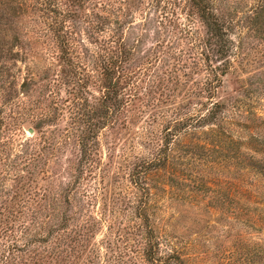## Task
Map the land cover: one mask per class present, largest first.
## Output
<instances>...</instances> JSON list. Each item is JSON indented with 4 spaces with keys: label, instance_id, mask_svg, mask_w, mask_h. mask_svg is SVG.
I'll list each match as a JSON object with an SVG mask.
<instances>
[{
    "label": "rangeland",
    "instance_id": "obj_1",
    "mask_svg": "<svg viewBox=\"0 0 264 264\" xmlns=\"http://www.w3.org/2000/svg\"><path fill=\"white\" fill-rule=\"evenodd\" d=\"M203 1L229 40L214 91L192 0H0V264H131L143 208L185 264H264V0Z\"/></svg>",
    "mask_w": 264,
    "mask_h": 264
},
{
    "label": "trees",
    "instance_id": "obj_2",
    "mask_svg": "<svg viewBox=\"0 0 264 264\" xmlns=\"http://www.w3.org/2000/svg\"><path fill=\"white\" fill-rule=\"evenodd\" d=\"M192 5L195 7L197 14L199 15V18L205 28V39L203 41L204 44V54L205 59L209 60V54L213 56L216 61H220L223 63L222 68L212 67L210 68V74L213 77V84H216L211 91H214L218 89L219 86L222 85L221 78L225 76L227 72V58H228V52H229V40L227 37V31L224 28L223 22H221L216 15L207 8V6L204 5L203 0H192ZM127 57L125 55L124 50L121 52V55L117 61L112 60L108 62L109 64H105L103 68V75L105 77V80L107 81L105 84V91H104V98L102 99V116H95V113L92 112L91 115H89V120L86 121V129L83 130L79 136V147L82 153L81 162H85L87 150L89 148V143L92 142L94 132L97 127V123H100V121H95L97 117H103L101 118L102 121L104 120V124L108 122L112 117V114L116 113L118 110H116L115 106L118 104V93L120 92L119 87V77L120 73L119 71H122V68L120 65L123 63H126ZM66 63V62H65ZM67 64V63H66ZM206 92H210V89L206 90ZM122 103V102H121ZM120 103V104H121ZM213 106H216V108H219L217 104H214ZM218 106V107H217ZM101 107V106H100ZM98 109V108H97ZM109 117V118H108ZM216 114L212 113V111L208 112V115L206 117H202V122H207L209 119L210 121L216 120ZM101 121V122H102ZM1 123V122H0ZM2 124H0V127ZM98 129V128H97ZM88 155V154H87ZM156 162L154 160L149 161L146 163V166L143 167V171L136 172V182H134L135 185L142 184L139 182L140 177L148 175L149 172H154L157 168H152V166ZM159 164V163H158ZM146 175V176H145ZM74 190L73 185H68L66 188V197L69 195L70 192ZM142 209V208H140ZM137 218L142 220V225L140 226V229L142 228L143 236V248L140 250V252L137 255V258H135V262L131 264H185L183 259L172 249L168 248L170 246L163 245V242L161 238H159L156 233L154 232L153 228L150 225V219L146 215L145 209L139 210L137 213ZM68 219H64L61 222V225L58 226L57 230L65 232V229L68 228ZM85 240V239H84ZM78 241L81 240L79 239ZM86 241V240H85ZM95 254V258H98V250H93ZM61 257V253L59 255ZM73 264V263H70ZM83 264H88V262H83Z\"/></svg>",
    "mask_w": 264,
    "mask_h": 264
},
{
    "label": "water",
    "instance_id": "obj_3",
    "mask_svg": "<svg viewBox=\"0 0 264 264\" xmlns=\"http://www.w3.org/2000/svg\"><path fill=\"white\" fill-rule=\"evenodd\" d=\"M28 132H29V133H32V131H31V130H29Z\"/></svg>",
    "mask_w": 264,
    "mask_h": 264
}]
</instances>
